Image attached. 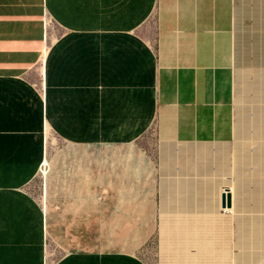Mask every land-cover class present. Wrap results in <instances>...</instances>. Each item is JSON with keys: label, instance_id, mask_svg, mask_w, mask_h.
Masks as SVG:
<instances>
[{"label": "crops", "instance_id": "crops-1", "mask_svg": "<svg viewBox=\"0 0 264 264\" xmlns=\"http://www.w3.org/2000/svg\"><path fill=\"white\" fill-rule=\"evenodd\" d=\"M261 11L264 0H0V264H46L45 213L27 191L46 123L83 145L60 153L54 174L90 179L95 166L118 188L145 189L148 219L218 210L238 159L242 29L264 25ZM146 132L151 145H133ZM48 251L49 264H146L123 250Z\"/></svg>", "mask_w": 264, "mask_h": 264}, {"label": "rangeland", "instance_id": "rangeland-1", "mask_svg": "<svg viewBox=\"0 0 264 264\" xmlns=\"http://www.w3.org/2000/svg\"><path fill=\"white\" fill-rule=\"evenodd\" d=\"M49 23L46 17V25ZM258 23L259 17L252 18L251 26L242 29L246 34V59L235 73L234 142L238 145V159L230 172L234 175L231 182L220 189L230 195V206L219 204L218 210L210 209L206 216L148 219L147 197L144 193L139 195L145 189L118 188L114 179L99 178L95 166L90 179L67 168L60 175L54 174L52 161L61 158L59 154L71 145L50 128L47 187L41 171L27 186V191L44 206V245L48 250L53 249L54 255L60 256L82 248L125 249L146 264H264V25ZM46 44L49 46L47 41ZM35 67L40 86V58ZM149 132L133 145H151L154 138ZM108 183L112 185L100 186ZM49 256L48 251V259Z\"/></svg>", "mask_w": 264, "mask_h": 264}, {"label": "bare ground", "instance_id": "bare-ground-1", "mask_svg": "<svg viewBox=\"0 0 264 264\" xmlns=\"http://www.w3.org/2000/svg\"><path fill=\"white\" fill-rule=\"evenodd\" d=\"M26 12V11H25ZM43 12V11H42ZM39 14V13H38ZM9 16V15H8ZM29 16V15H28ZM10 17V16H9ZM45 25H46V17H45ZM40 39V38H39ZM38 40V39H37ZM39 41V40H38ZM42 41V40H41ZM39 43V42H38ZM39 46H40V43H39ZM48 45L45 43L44 44V47H43V50H42V53H41V55H40V59H41V76L43 77V73H44V64H45V59H46V54H47V51H48ZM29 58V57H28ZM48 58V57H47ZM242 62V61H241ZM32 65V64H31ZM46 67H47V65H46ZM28 68V67H27ZM45 75V74H44ZM46 83V82H45ZM42 85H43V81H42ZM43 87V86H42ZM45 90V89H44ZM44 98H46V96L44 97ZM45 103V102H44ZM46 108V107H45ZM45 111V110H44ZM46 112V111H45ZM174 113V112H173ZM45 115V114H44ZM47 117V116H46ZM184 122V121H183ZM49 123V122H48ZM51 126V125H50ZM50 126L46 123L45 125H44V137H45V139H46V146H47V132H48V130H50ZM179 127V126H178ZM78 144V143H77ZM70 145H71V147L70 148H77V147H82L83 145H80V146H78V145H76V144H72V143H70ZM69 150V149H68ZM89 150V149H88ZM75 151V150H74ZM121 151V150H120ZM88 152V151H87ZM115 152V151H114ZM68 154V153H67ZM94 154V153H93ZM73 155V154H72ZM71 155V156H72ZM99 155V154H98ZM53 156V155H52ZM100 157V156H99ZM106 157V156H105ZM119 157V156H118ZM122 157V156H121ZM83 158V157H82ZM120 158V157H119ZM124 158H125V156H124ZM51 159V158H50ZM97 159V158H96ZM128 159V158H127ZM124 160V159H123ZM106 161V160H105ZM127 161V160H126ZM93 163V162H92ZM123 163V162H122ZM59 164V163H58ZM84 164V163H83ZM98 164V163H97ZM119 164H121V163H119ZM50 161H48V158L47 157H45L44 158V160H43V163H42V166L40 167V170L39 171H41L42 173H43V176H44V180H45V188L47 187V178H48V173H49V171H50ZM78 166H80V165H78ZM92 166V165H91ZM121 166V165H120ZM130 166V165H129ZM103 167V166H102ZM98 169V168H97ZM124 170H125V168H124ZM51 174V173H50ZM124 174V173H123ZM71 175V174H70ZM109 176V175H108ZM149 176V175H148ZM53 178V177H52ZM53 180V179H52ZM56 182V181H55ZM80 182V181H79ZM79 182H78V184H79ZM100 182H102V181H100ZM108 185H109V183H108ZM110 189H112V188H110ZM57 192H59V191H57ZM131 192V191H130ZM77 193V192H76ZM131 194V193H130ZM45 197H46V191H45V195H44ZM146 196H148V195H146ZM44 197V198H45ZM137 198V197H136ZM136 198H135V200H136ZM93 199V198H92ZM121 200V199H120ZM119 200V201H120ZM44 202L46 201V199H44L43 200ZM133 201H134V199H133ZM144 201V200H143ZM93 203H94V201H93ZM140 204V203H139ZM136 206V205H135ZM127 207V206H126ZM43 208H44V206H43ZM46 209V208H45ZM133 215V214H132ZM144 217V216H143ZM145 219V218H144ZM139 222V221H138ZM136 225V224H135ZM147 226V225H146ZM137 228V227H136ZM139 235V234H138ZM147 235V234H146ZM129 236V235H128ZM137 236V235H136ZM139 236H137V238H138ZM108 239V238H107ZM145 239V238H144ZM109 240V239H108ZM136 240V239H135ZM129 241V240H128ZM110 243V242H109ZM137 245V244H136ZM127 247H128V244H127ZM131 248V247H130ZM125 250V249H124ZM123 250V251H124ZM122 251V250H121ZM128 253V252H127ZM45 254H46V264H48V250H47V248L45 249ZM133 254V253H132ZM134 255V254H133ZM132 256V255H131ZM59 261V260H58Z\"/></svg>", "mask_w": 264, "mask_h": 264}, {"label": "water", "instance_id": "water-1", "mask_svg": "<svg viewBox=\"0 0 264 264\" xmlns=\"http://www.w3.org/2000/svg\"><path fill=\"white\" fill-rule=\"evenodd\" d=\"M231 197L228 193H222L221 195V205L222 207L230 206Z\"/></svg>", "mask_w": 264, "mask_h": 264}]
</instances>
